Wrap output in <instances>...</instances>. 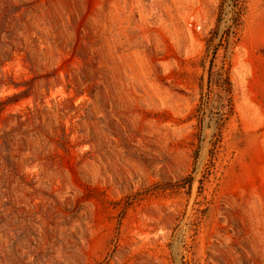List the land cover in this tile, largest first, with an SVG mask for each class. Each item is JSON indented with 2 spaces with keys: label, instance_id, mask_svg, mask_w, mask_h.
<instances>
[{
  "label": "rangeland",
  "instance_id": "374dc122",
  "mask_svg": "<svg viewBox=\"0 0 264 264\" xmlns=\"http://www.w3.org/2000/svg\"><path fill=\"white\" fill-rule=\"evenodd\" d=\"M0 264H264V0H0Z\"/></svg>",
  "mask_w": 264,
  "mask_h": 264
},
{
  "label": "trees",
  "instance_id": "16d2710c",
  "mask_svg": "<svg viewBox=\"0 0 264 264\" xmlns=\"http://www.w3.org/2000/svg\"><path fill=\"white\" fill-rule=\"evenodd\" d=\"M210 83H212L213 80V72H212V65L210 68ZM218 83L220 87H223L225 93L227 94V100L223 98V101L220 102L218 107V112L216 113L217 116V123H218V135L221 137L222 128L227 120V117L232 114L233 112V98H232V88L233 83L230 77V70L229 68H226V66H223L221 71L218 73ZM226 100V101H225ZM216 136V135H215ZM220 140L216 139L213 142V148L211 149V154L214 157V154L216 152V149L218 148Z\"/></svg>",
  "mask_w": 264,
  "mask_h": 264
}]
</instances>
